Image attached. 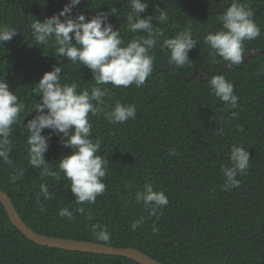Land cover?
<instances>
[{"label": "trees", "instance_id": "obj_1", "mask_svg": "<svg viewBox=\"0 0 264 264\" xmlns=\"http://www.w3.org/2000/svg\"><path fill=\"white\" fill-rule=\"evenodd\" d=\"M68 2L0 0V25L18 31L11 41L0 45V79L4 78L25 104L22 119L13 125L10 137L13 164L0 162V189L8 195L22 221L39 234L97 243L93 226L97 231L106 227L110 246L133 247L164 264H264V0H241L254 12L260 36L244 41V56L253 55L226 70L221 69L229 64L220 57L217 63H211L204 37L222 30L216 17L232 0H147L141 18L155 15L157 8L169 15L167 24L152 21L164 29V36L151 53L155 69L139 88L134 84L127 88L101 85L110 90L104 98L105 111L119 101L135 104L137 114L123 124H111L103 114H89L92 138L101 143L98 154L106 156L109 164L103 178L105 192L97 196L95 203L82 205L84 214L75 211L79 205L69 181H42L39 170L28 163V133L23 124L35 115L33 112L26 116L35 100L40 99L35 84L53 66L64 65L62 83H77L78 92L96 86L89 69H79L78 64L68 61L58 63L54 47L36 45L31 37L32 23L58 14ZM127 5L128 0H82L73 14L82 12L90 18L97 11H108V7L118 8L117 16L108 19L114 28L119 27L127 43L144 35L126 30ZM189 26L197 40L188 53L192 66L169 67V53L160 45ZM213 75H222L234 85L236 108L210 91L206 81ZM42 134L49 135V130ZM48 145L45 160L56 168L55 162L68 155L70 149L63 147L54 134ZM233 145L248 151L249 170L235 177L239 187L225 191L221 166L229 165ZM172 148L175 155L169 154ZM13 169L24 170L15 183L9 178ZM146 182H152L154 190L163 191L169 199V204L155 215H149L142 204L135 202V192L142 190ZM41 183H47L54 193L51 200L41 197L43 210L36 202ZM64 207L73 212L72 221L59 217L58 211ZM140 217L143 222L133 230L131 223ZM153 227L158 230L153 232ZM0 264L139 263L121 256L36 244L11 223L0 202Z\"/></svg>", "mask_w": 264, "mask_h": 264}, {"label": "clouds", "instance_id": "obj_2", "mask_svg": "<svg viewBox=\"0 0 264 264\" xmlns=\"http://www.w3.org/2000/svg\"><path fill=\"white\" fill-rule=\"evenodd\" d=\"M82 0H69L58 14L36 20L30 25L31 37L39 46L51 45L55 49L56 61L68 60V63L78 64L91 71V80L96 86L91 90L77 91L75 82L62 83L63 66H53L45 72L36 83V96L32 110L35 115L23 122L27 130L26 143L28 145V163L32 168L39 170L42 181L51 178L54 181L62 179L70 182V191L75 202L79 205L75 211L84 214L85 203L93 204L97 196L103 195L106 189L103 178L108 172L109 160L98 154L101 149L99 139L92 138L91 116L101 114L111 124H123L136 117L135 104H123L117 101L110 111H105V97L110 95L108 88L101 85L127 88L135 85L142 87L155 69V56L152 50L160 38L164 36V29L156 27L152 21L167 24L169 15L163 8H157L155 15L141 18L145 12L147 0H128L126 16V30L129 33H144L125 43L120 29L114 28L109 22V16L116 17L118 8L108 7V11H97L90 18L82 12L73 14V9L81 4ZM98 9V8H97ZM254 12L247 3L241 0H232V3L219 14L216 19L221 23L222 30L209 33L204 37V43L209 46L211 63H217V57L228 64L239 65L244 57V41L255 40L260 36V28L253 19ZM63 18V19H61ZM17 30L7 25H0V45L12 40ZM197 40L193 38L191 27L177 32L174 37L166 38L160 45L169 53L167 63L172 68L183 69L191 67L192 60L188 53ZM39 48V47H38ZM67 63V64H68ZM215 97L231 108L237 107L238 97L234 94V85L222 75H213L206 81ZM25 111V104L21 102L14 91H11L5 79H0V162L11 166L13 125L21 121V113ZM23 117V121L25 117ZM236 117V113H231ZM48 129L49 135L43 130ZM241 131L243 129H240ZM57 135L63 147L69 148L70 153L61 156L57 167L46 162L45 153L48 150V141L51 135ZM222 135V130L219 131ZM170 155H175V148L170 149ZM229 165H222L221 172L225 178L222 185L225 191L240 186L235 177L243 176L249 170V154L242 146L233 145L228 157ZM24 175V170L10 174V181L15 183ZM54 193L49 191L47 183L39 185L36 193L37 205L43 210L41 197L51 200ZM135 202L142 204L149 215H155L169 204V199L163 191L154 190L152 182H146L142 190L135 192ZM58 215L72 221L75 217L67 207L60 208ZM144 218L140 217L131 223L135 230ZM93 226V235L99 246L110 247V234L106 227ZM153 232L158 229L153 227Z\"/></svg>", "mask_w": 264, "mask_h": 264}, {"label": "water", "instance_id": "obj_3", "mask_svg": "<svg viewBox=\"0 0 264 264\" xmlns=\"http://www.w3.org/2000/svg\"><path fill=\"white\" fill-rule=\"evenodd\" d=\"M23 46L18 48L16 51L22 49ZM14 51V52H16ZM12 52V53H14ZM10 53V54H12ZM253 53H250L247 56H244L243 59H246L252 56ZM68 60L64 59L61 62H66ZM30 62H40L45 63L42 61L30 60ZM234 64H229L223 67L221 70H226L233 66ZM171 67V66H169ZM200 76L202 72L199 73ZM186 78V77H185ZM200 78V77H199ZM0 202L2 203L9 220L11 223L29 240L32 242L47 246L50 248L56 249H64L70 251H80V252H87V253H96V254H107V255H115L121 256L128 259H131L139 264H164L159 262L158 260L150 257L149 255L141 252L140 250L133 248V247H103L99 246L97 242L91 241H84V240H76V239H67V238H60V237H53L48 235L39 234L33 231L30 227H28L18 215L12 201L8 197V195L0 189Z\"/></svg>", "mask_w": 264, "mask_h": 264}]
</instances>
